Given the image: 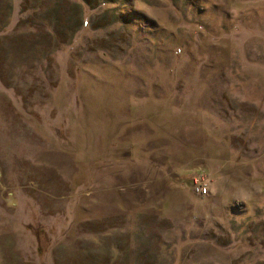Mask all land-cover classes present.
Segmentation results:
<instances>
[{"label":"rangeland","instance_id":"rangeland-1","mask_svg":"<svg viewBox=\"0 0 264 264\" xmlns=\"http://www.w3.org/2000/svg\"><path fill=\"white\" fill-rule=\"evenodd\" d=\"M0 264H264V0H0Z\"/></svg>","mask_w":264,"mask_h":264},{"label":"built area","instance_id":"built-area-1","mask_svg":"<svg viewBox=\"0 0 264 264\" xmlns=\"http://www.w3.org/2000/svg\"><path fill=\"white\" fill-rule=\"evenodd\" d=\"M196 191L199 193V194H202V195H205L207 193V189L206 188H203V186H196Z\"/></svg>","mask_w":264,"mask_h":264},{"label":"clouds","instance_id":"clouds-1","mask_svg":"<svg viewBox=\"0 0 264 264\" xmlns=\"http://www.w3.org/2000/svg\"><path fill=\"white\" fill-rule=\"evenodd\" d=\"M234 198L236 199V200H241L240 199V197L237 195V196H234Z\"/></svg>","mask_w":264,"mask_h":264}]
</instances>
